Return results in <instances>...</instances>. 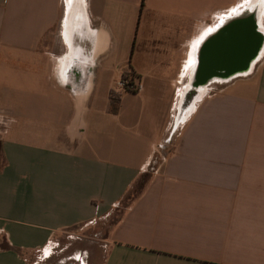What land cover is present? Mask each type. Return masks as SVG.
I'll use <instances>...</instances> for the list:
<instances>
[{"label": "crops", "instance_id": "1", "mask_svg": "<svg viewBox=\"0 0 264 264\" xmlns=\"http://www.w3.org/2000/svg\"><path fill=\"white\" fill-rule=\"evenodd\" d=\"M80 2L70 37L63 0H0V264H89L117 213L103 264H264V57L175 130L199 41L252 1Z\"/></svg>", "mask_w": 264, "mask_h": 264}, {"label": "water", "instance_id": "2", "mask_svg": "<svg viewBox=\"0 0 264 264\" xmlns=\"http://www.w3.org/2000/svg\"><path fill=\"white\" fill-rule=\"evenodd\" d=\"M254 2L255 0L250 2L248 7ZM74 3L76 8L67 14L70 37L73 35V29L77 31L78 27L81 28L82 24L85 23L86 25L87 23L80 0H74ZM263 4V0H259L252 6V9L247 7L243 10L246 12L245 15L224 20L218 30L202 40L197 50L198 63L194 73V81H191L190 78L189 84L191 82L192 86L190 88L188 84L189 91L185 100L187 97L188 99L184 100V105L185 103L187 105L186 108H183L182 105L179 107L181 115L176 118L175 130L178 128L180 117L188 110L192 112L196 103L204 96L201 95V89L208 88L215 83L230 82L253 71L255 61L264 50V35L259 30V18L262 16ZM82 34L84 35L83 32ZM81 50L78 45L75 46L74 57L69 62L71 66ZM75 91L78 92L79 90Z\"/></svg>", "mask_w": 264, "mask_h": 264}, {"label": "rangeland", "instance_id": "3", "mask_svg": "<svg viewBox=\"0 0 264 264\" xmlns=\"http://www.w3.org/2000/svg\"><path fill=\"white\" fill-rule=\"evenodd\" d=\"M251 1H253V0H251ZM256 1L259 2L258 0H256ZM63 4H64V8L67 6V4L70 5L69 8L71 6H72V8L75 6L74 0H63ZM69 8H68V10H69ZM71 10L72 9H70V11ZM262 19H263V23H264V14H263ZM215 23H218V20H215ZM58 47L59 46H57V48ZM187 81H188V83L186 84L185 88L183 89V95H182L183 97H182L180 104H179V107L182 105L183 108H186L185 106L187 105L186 103L184 105V102L188 99V97H187V99L185 100V96L187 95V93L189 91L188 90V84L190 81L189 76H188ZM216 86H218V85L215 83L213 85V87L215 88ZM211 88H212V86L209 87L208 90L209 89L211 90ZM210 90L208 92H210ZM191 96H192V93H191ZM1 163H2V158L0 156V165H1ZM139 185H138V187H139ZM116 216H119V213H117L115 216H113L112 218H110L106 221H104V220L99 221L98 223H96V225H93L91 228H87L83 232H81L82 233L81 237H83L84 245L86 246L88 253H89L86 255V256H88L87 261H89V264H103L106 254H105L104 249L100 248L99 244H101V240L107 234V232L109 231V229L111 228L113 223L117 220ZM63 243H64L63 244L64 246L68 245L69 240H64Z\"/></svg>", "mask_w": 264, "mask_h": 264}, {"label": "bare ground", "instance_id": "4", "mask_svg": "<svg viewBox=\"0 0 264 264\" xmlns=\"http://www.w3.org/2000/svg\"><path fill=\"white\" fill-rule=\"evenodd\" d=\"M254 1V0H253ZM252 1V2H253ZM259 1V0H258ZM257 1H255L252 5H250L249 7H248V5H249V3L245 6V7H243L242 9H240L239 11H237L236 13H234V14H231V15H229V16H227L226 18H224L223 20H220L219 22H218V24L213 28V29H211L210 31H209V33L208 34H206L205 36H203L202 37V39L199 41V45H200V43L202 42V40L205 38V37H207L209 34H211V33H214L216 30H218L221 26V24H222V22L224 21V20H227V19H229V18H234V17H236V16H240V15H245V11H243L245 8H247L248 7V9H252V6L253 5H255V3H256ZM75 7V6H74ZM73 7V8H74ZM72 8V6L69 8V12H70V9H72L73 11H74V9L76 8H74L73 9ZM71 10V11H72ZM263 14H264V4H263V6H262V16L259 18V30H260V32L264 35V25H263ZM72 15H73V13H72ZM72 15H71V17H72ZM67 18H69V17H67ZM66 25V24H65ZM199 45H198V47H199ZM264 57V50L261 52V54H260V56H259V58L255 61V63H254V66L259 62V61H261V59ZM196 60H197V63H198V59H197V55H196ZM197 63H196V65H195V67H194V70H193V72L191 73V75H190V78H191V81H194L193 79H194V73H195V70H196V67H197ZM253 66V65H252ZM189 78V79H190ZM217 82H224V81H217ZM193 83V82H192ZM191 82H190V84H189V87L191 88ZM210 87V86H209ZM208 87V88H209ZM208 88H204V89H201L202 91H201V95H204L205 93H206V90L208 89ZM185 93V92H184Z\"/></svg>", "mask_w": 264, "mask_h": 264}, {"label": "built area", "instance_id": "5", "mask_svg": "<svg viewBox=\"0 0 264 264\" xmlns=\"http://www.w3.org/2000/svg\"><path fill=\"white\" fill-rule=\"evenodd\" d=\"M126 74V76H124ZM121 78H119L112 90H111V96H121L124 92H135L138 93L142 90V84L138 80V78L133 74L132 71L125 72Z\"/></svg>", "mask_w": 264, "mask_h": 264}, {"label": "trees", "instance_id": "6", "mask_svg": "<svg viewBox=\"0 0 264 264\" xmlns=\"http://www.w3.org/2000/svg\"><path fill=\"white\" fill-rule=\"evenodd\" d=\"M133 74H134V72H133ZM135 75V74H134ZM124 76H126V74H124ZM136 76V75H135ZM111 99H112V107H113V109H116V108H118V104H119V102H120V97L119 96H114V95H112L111 96ZM0 156H1V145H0ZM149 177H150V175L149 174H147V175H145L138 183H137V185H136V187H135V189L134 190H132V193H131V195L133 194V195H137V194H139L140 192H142L143 191V189H144V187H145V185L147 184V182H148V180H149ZM141 183V184H140ZM140 184V185H139ZM138 185H139V187H138ZM137 189V190H136ZM136 190V191H135ZM137 193V194H136ZM133 198H135V197H130L129 196V198H127V202L126 203H129L130 201H132V199Z\"/></svg>", "mask_w": 264, "mask_h": 264}]
</instances>
